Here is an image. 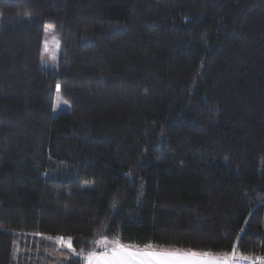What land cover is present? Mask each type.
<instances>
[{"label":"trees","instance_id":"obj_1","mask_svg":"<svg viewBox=\"0 0 264 264\" xmlns=\"http://www.w3.org/2000/svg\"><path fill=\"white\" fill-rule=\"evenodd\" d=\"M0 17V264H82L55 236L264 257V0H0ZM57 85L71 111L53 118Z\"/></svg>","mask_w":264,"mask_h":264},{"label":"snow or ice","instance_id":"obj_2","mask_svg":"<svg viewBox=\"0 0 264 264\" xmlns=\"http://www.w3.org/2000/svg\"><path fill=\"white\" fill-rule=\"evenodd\" d=\"M59 92V85H57ZM62 246H67L73 252L71 239L67 241L64 238H57ZM98 244L104 249L100 253L89 252L86 257L87 264H234L236 260H249L250 257L236 255L235 250L231 256L225 254L223 260H216L209 253L197 252H163L152 251L151 245L145 246V251L133 249L114 241L111 251H108L109 242L107 239L98 241ZM81 255H83L81 253ZM258 264H264V257L257 258Z\"/></svg>","mask_w":264,"mask_h":264},{"label":"rangeland","instance_id":"obj_3","mask_svg":"<svg viewBox=\"0 0 264 264\" xmlns=\"http://www.w3.org/2000/svg\"><path fill=\"white\" fill-rule=\"evenodd\" d=\"M0 22H1V17H0ZM59 55H60L59 36L55 32L53 25H50V24L46 25L43 28L42 48H41L39 67L43 70H46V71H49L52 73H56L57 69H58ZM70 111H71L70 104L61 96V94L59 92H56L54 94V97H53V105H52V111H51L52 117L55 118L60 113H68ZM57 238H64L65 241H67L69 239V238L59 237V236L47 238L48 242H51L53 244V246L55 247V253H54L55 256L54 257H56V259L58 261H60L62 259L69 260L70 258L79 257V258H81L82 264H87L86 257H87V254L89 252L95 251L97 253H100L101 251L104 250L98 244V241L106 239L103 237L98 238L95 241V243L91 245V250L87 251L88 252L87 253V252H85V250L83 252L77 251L73 247V244H72L73 249H75V251L73 252L67 246H62L58 242ZM70 239H71V242L73 243V239L72 238H70ZM107 241L109 242V247L107 249L108 251H111V246H112L114 241H118L120 244H122L124 246H128V247H131L133 249H138L140 251L146 250L145 246L125 244L118 239H107ZM151 250L152 251H163V252H181V253L193 252V251H189V250H180V249H176V248H170V247H164V246H154V245H151ZM81 253L83 255H81ZM197 253H203V252H197ZM231 255L232 254H229V256H231ZM211 256L213 258H215L216 260H223L225 254H211ZM252 262L255 264H258V261H252Z\"/></svg>","mask_w":264,"mask_h":264},{"label":"built area","instance_id":"obj_4","mask_svg":"<svg viewBox=\"0 0 264 264\" xmlns=\"http://www.w3.org/2000/svg\"><path fill=\"white\" fill-rule=\"evenodd\" d=\"M234 264H255V263H253L252 261H249V260H243V259H241V260H236L234 262Z\"/></svg>","mask_w":264,"mask_h":264},{"label":"crops","instance_id":"obj_5","mask_svg":"<svg viewBox=\"0 0 264 264\" xmlns=\"http://www.w3.org/2000/svg\"><path fill=\"white\" fill-rule=\"evenodd\" d=\"M143 250V249H142Z\"/></svg>","mask_w":264,"mask_h":264}]
</instances>
